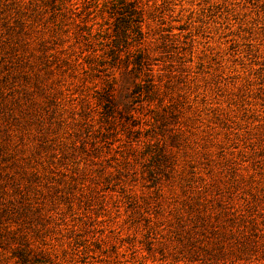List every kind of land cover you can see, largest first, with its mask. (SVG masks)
Masks as SVG:
<instances>
[{
	"label": "rangeland",
	"instance_id": "rangeland-1",
	"mask_svg": "<svg viewBox=\"0 0 264 264\" xmlns=\"http://www.w3.org/2000/svg\"><path fill=\"white\" fill-rule=\"evenodd\" d=\"M215 261L264 264V0H0V264Z\"/></svg>",
	"mask_w": 264,
	"mask_h": 264
},
{
	"label": "trees",
	"instance_id": "trees-1",
	"mask_svg": "<svg viewBox=\"0 0 264 264\" xmlns=\"http://www.w3.org/2000/svg\"><path fill=\"white\" fill-rule=\"evenodd\" d=\"M210 263H213V262H210ZM215 264H218V262L215 261Z\"/></svg>",
	"mask_w": 264,
	"mask_h": 264
}]
</instances>
